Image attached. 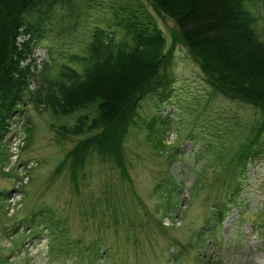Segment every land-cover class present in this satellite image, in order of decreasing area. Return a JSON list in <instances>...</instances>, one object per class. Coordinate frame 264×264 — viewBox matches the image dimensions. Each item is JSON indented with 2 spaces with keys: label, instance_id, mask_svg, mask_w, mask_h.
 Returning a JSON list of instances; mask_svg holds the SVG:
<instances>
[{
  "label": "rangeland",
  "instance_id": "obj_1",
  "mask_svg": "<svg viewBox=\"0 0 264 264\" xmlns=\"http://www.w3.org/2000/svg\"><path fill=\"white\" fill-rule=\"evenodd\" d=\"M139 1L158 29L159 40L147 45L136 48L116 25L122 0H70L28 41L15 110L0 123V264H264L263 148L236 174L229 204L222 196L233 183L224 163L262 114L259 99L233 88L235 97L211 93L174 19ZM243 6L264 46V0ZM107 47L143 55L119 77L126 90L139 66L144 76L155 67L174 78L175 88L167 102L142 96L126 119L118 112L129 92L106 99L97 113L112 118L77 130L78 114L95 106L74 97L93 85V54ZM226 70L242 87L264 81L252 69ZM257 92L264 96L261 85ZM155 112L163 119L148 131ZM77 141L82 161L73 167L66 154ZM223 206L221 222H212Z\"/></svg>",
  "mask_w": 264,
  "mask_h": 264
},
{
  "label": "trees",
  "instance_id": "obj_2",
  "mask_svg": "<svg viewBox=\"0 0 264 264\" xmlns=\"http://www.w3.org/2000/svg\"><path fill=\"white\" fill-rule=\"evenodd\" d=\"M244 1L150 0V3L159 11H164L165 15L174 19L178 33L185 45L191 54L202 62L200 68L203 76L207 79H204L205 84L210 85L211 93L218 92L225 98L235 97L230 93V89L233 88L239 90L242 96L247 98L246 100L252 102V100L259 99L258 102L261 104L262 114L258 116L256 123L252 124L250 134L243 136L241 141L239 140L237 149L231 158H226L224 163V170L227 171L225 177L231 178L233 183H227L230 188L226 189L225 195H222L223 198H226L223 205L229 202L231 198L228 196L234 192L237 181L236 174L242 173L245 164L260 154L262 148L264 149V96L257 92L259 85L264 88V81L254 83L250 80V83L256 88H253L254 90L242 87V83L237 80L236 73L234 75L231 71L226 70L232 66L239 69H252L264 74V46L256 36L255 28L251 25L252 17L244 8ZM69 2L70 0H0V123L4 118L10 117L15 110L13 100L18 95L22 83L16 79L20 71L23 70L19 65V59L29 51L28 41L30 43L33 37H41L44 30L49 27L53 10L56 7L68 5ZM122 2L123 5L119 7L122 15L117 18L116 25L122 26L127 31L130 38L136 42V48L159 40L157 26L154 25L156 23L142 2L139 0H122ZM171 10L176 11V16ZM21 35L26 37L19 43L18 39ZM96 45L97 43L88 45L90 54ZM137 45L139 46L137 47ZM102 50L103 48L98 50L97 54H93L96 58L93 61L94 67L96 70L99 69L91 77L93 85L84 88L82 92L84 96H76L73 100L75 102L76 99L79 106L90 101H92L91 107L95 106V112L92 114L86 111L78 114L75 121L78 123L77 130L94 128L96 126L93 122L94 118L99 119L100 117L101 123L111 119L112 117L109 118V115L100 116L97 113L99 108H104L103 104L105 106L110 103L106 99L111 97L116 96L120 101L129 92L118 112V114L120 112L123 114L118 119L134 117L136 114L134 108L142 96L153 94L156 96L157 104L171 99L169 93L172 88H175L174 78L168 79L164 74L163 77L157 76L156 71L158 70L155 67H149L148 74L144 76L142 74L144 73L142 72L143 66H139L136 70L134 83L128 90L125 89L122 81H119L120 75L127 66L134 67L138 56L143 57L139 51L135 53L129 48H116L113 51L111 47L110 49L107 47L105 51ZM213 58L221 64H215L212 61ZM159 62L163 63V59H159ZM102 71H105V76H101ZM23 83H25L24 79ZM161 119L163 118L157 115V112L153 113L146 121L147 127H149L148 131L152 128L155 129ZM81 125H83L82 129ZM204 140L209 146L210 139L205 136ZM80 145V141H77L66 154L71 158L73 167L82 161ZM119 157H115L118 163ZM219 219L220 215H213L211 218L212 222H217Z\"/></svg>",
  "mask_w": 264,
  "mask_h": 264
}]
</instances>
